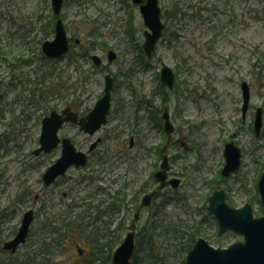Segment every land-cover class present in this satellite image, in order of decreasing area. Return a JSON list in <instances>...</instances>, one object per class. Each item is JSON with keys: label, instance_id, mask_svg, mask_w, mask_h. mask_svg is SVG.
<instances>
[{"label": "rangeland", "instance_id": "374dc122", "mask_svg": "<svg viewBox=\"0 0 264 264\" xmlns=\"http://www.w3.org/2000/svg\"><path fill=\"white\" fill-rule=\"evenodd\" d=\"M159 3L165 27L152 56L146 58L141 47L145 26L131 0H63L59 17L79 43L70 54L50 60L42 56L41 44L54 33L51 0H0V264L46 260L83 264L89 256V238L103 233L110 218L107 232L122 223L107 235L110 243L104 253L111 254L133 214L121 219V210L105 209L107 200L122 188L125 202L139 185L151 183L163 154L169 158V174L180 183L176 189L165 187L153 206L139 215L135 230V241L142 242L139 259L149 252L141 237L143 226L151 222L157 224L150 250L154 264L185 261L187 232L214 246L241 240L231 231L217 234L216 220L207 210L208 197L217 187L225 190L231 206L249 202L254 216L262 214L257 180L264 170V0ZM174 3L181 8L179 13L173 16L169 10L166 18L164 9ZM109 49L116 52L111 62L106 58ZM92 53L102 57L100 66L91 61ZM162 63L175 74L173 87H165L164 94L158 92ZM106 72L113 76L107 122L92 135L70 125L62 131L84 151L100 138L93 154L103 156L104 162L93 163L91 158L87 166H72L59 182L44 186L41 173L59 152L32 154L42 116L65 104L89 110L103 92ZM242 81L249 85L245 115ZM258 106L263 113L256 135L253 120ZM164 108L175 132L163 151ZM229 140L241 149L242 159L236 172L222 177L223 146ZM91 174L97 179L89 178ZM30 205L36 213L27 240L13 253L4 250L3 241L15 233ZM67 211L71 218L80 217L82 231L67 232L68 240L44 255L40 245L44 217Z\"/></svg>", "mask_w": 264, "mask_h": 264}, {"label": "water", "instance_id": "95a60500", "mask_svg": "<svg viewBox=\"0 0 264 264\" xmlns=\"http://www.w3.org/2000/svg\"><path fill=\"white\" fill-rule=\"evenodd\" d=\"M139 4V10L143 18V23L147 28L144 29V40L142 48L147 57H149L155 48V43L162 34L164 23L161 19V7L158 0H132ZM53 11L60 12L62 0H51ZM42 51L49 57H59L69 48L68 37L63 22L58 18L54 26V36L52 39H46L42 43ZM116 56L113 50H109L107 59L111 61ZM91 58L95 64L101 62L97 54H92ZM160 80L168 87H172L174 82V72L165 63L160 70ZM112 87V77L109 73L105 75L104 92L95 102L89 112L78 118L77 112L69 111L68 107L60 112L51 110L49 114L43 116L41 120V131L38 138L39 145L34 148L33 153L38 154L41 151L48 152L59 143L61 146L60 155L57 159L47 166L42 174L43 182L48 185L58 175L66 171L71 166L84 165L87 161L86 152L79 150L73 144L69 137L59 138L57 132L62 123L71 120L79 125V128L90 134L94 133L102 123L106 122L107 114L110 108V90ZM242 90V115H245L249 105V85L246 81L241 82ZM163 127L170 138L174 126L169 118L168 110L162 113ZM262 125V108H256L253 128L258 135ZM93 144L90 146L92 148ZM165 149V147L163 148ZM224 164L220 170L223 176L235 172L241 159V150L229 140L223 146ZM160 168L155 172V177L160 180V186L164 187L170 184L176 188L179 184L177 177L166 179V171L169 168L168 157L163 156ZM257 190L259 192L262 205V215L254 216L252 206L249 202L241 207H233L225 201V191L217 188L211 192L208 198L207 209L217 219L218 234L231 230L241 234L243 239L234 241L225 247H217L209 243L204 237H198L185 256V264H264V170L261 172L257 181ZM153 192L143 197V204L150 201ZM33 218V209H27L21 218V222L15 235L3 243V248L14 252L16 247L25 241L29 225ZM134 251V230H129L122 241L112 253L113 264H132L131 257Z\"/></svg>", "mask_w": 264, "mask_h": 264}, {"label": "trees", "instance_id": "16d2710c", "mask_svg": "<svg viewBox=\"0 0 264 264\" xmlns=\"http://www.w3.org/2000/svg\"><path fill=\"white\" fill-rule=\"evenodd\" d=\"M180 9L181 8L176 3H174V5H172V7H170L169 9H167V10L164 9L163 15L167 18L171 14V13L168 14V11L170 10L172 12L173 16H176L179 13ZM169 18H171V17H169ZM146 67H147L146 63H142V69H145ZM129 72L131 73L130 70H128V74H129ZM158 92L164 94L165 93V86L162 84H159ZM157 119H159L158 123H159V125H161L160 117L158 116ZM115 192H116V194H113L110 197V199L107 200V203L105 206V209H108L112 205V207H113V210L111 211L112 213L116 209L114 207L115 203L116 202H120V203L122 202L123 203L124 197H125L122 188L116 189ZM44 218H45L44 224H45L46 230L43 232V239L40 243V245L42 246V253L44 255L53 254L55 251V248H59L60 246H62L64 244V241L68 240L67 236H65L67 234V232H69L71 230H74L77 232L82 231V230L78 229L80 217L71 218V215L68 211L64 212L61 216L54 217V216L46 215ZM98 218H99V216H97V219ZM111 222H112V219L110 218L107 222V225H105V228H104L105 231L103 233H101L98 236H96L93 233L94 236L89 238V249H88L89 256H88V258L85 259V262L83 264H107V263L111 262L110 252L104 253V251H106L105 247H108V245L110 243L109 239H107V235H109V233H111V232L115 233L116 231H118V229L120 228V225H121V221L113 231L107 232L106 230L109 229L108 225ZM80 226L82 227V225H80ZM156 226H157V224L155 222H151L149 225L143 226V233H142L143 235L141 238H142V240L145 239V243H147V245H149L148 246L149 252H147V254L144 256V258L140 257V259H139L138 253L142 250V246H141L142 242H141V240L137 239L135 249H134V253L132 256V264H148L149 262L154 264L153 258H151L153 255H152L150 250L153 247L152 246V237H153V232H154V229ZM178 234L180 237H183L182 232H180ZM186 236L187 237L185 240V248H187V250H188L194 242L195 232H187ZM116 237H118V234L116 235ZM46 239H49V240L46 241ZM43 264H52V262H50L49 260H46V261H43ZM181 264H185L184 261H182Z\"/></svg>", "mask_w": 264, "mask_h": 264}, {"label": "flooded vegetation", "instance_id": "af4514ba", "mask_svg": "<svg viewBox=\"0 0 264 264\" xmlns=\"http://www.w3.org/2000/svg\"><path fill=\"white\" fill-rule=\"evenodd\" d=\"M56 18L57 17H55V20H56ZM70 39H72L71 38V36H70ZM75 40V39H74ZM73 40V41H74ZM71 41V40H70ZM77 42H78V40H77ZM43 57H44V59H50V60H57V59H60V58H62V57H46L45 55H42ZM102 59V58H101ZM103 60V59H102ZM113 61V60H112ZM108 62H111V61H108ZM102 64V61L99 63V64H97V66H100ZM112 88H113V82H112ZM65 107H68L69 108V111H72V112H77V116H78V118H80V117H82V116H84V115H86L88 112H89V110L91 109H89V110H87V111H79V110H77L76 108L77 107H74L72 104H65L63 107H61L60 109H55L54 108V110H56L57 112H60L63 108H65ZM68 125H70V126H75V127H77L78 129H79V126L75 123V122H73V121H71V120H69V121H65L64 123H62V125H61V127H60V129L58 130V136H59V138L61 139V138H63V137H69V136H67L64 132H62L63 131V129L66 127V126H68ZM80 130V129H79ZM70 138V137H69ZM70 140L72 141V139L70 138ZM99 140H100V138H96L94 141L95 142H92V143H90V145H89V147H88V150L86 151L87 152V161H86V164L84 165V166H87L90 162V160H91V158L93 159L92 160V162L94 163V162H96L97 164H102L103 162H104V159L102 158L103 156H98V155H94L93 154V152H95L96 151V146H97V143L99 142ZM174 140L172 139V138H170V140H169V142H168V144H170V143H172ZM133 142V137H131V139H130V143H132ZM93 144V146H92V148H90V146ZM168 144L166 145V142H165V145L168 147ZM55 150H57V152H60V145H58L57 147H55L53 150H52V152L53 151H55ZM162 150H164V149H162ZM59 156V154L57 155V157ZM56 157V158H57ZM55 158V159H56ZM54 159V160H55ZM53 160V161H54ZM52 161V162H53ZM168 161H169V158H168ZM100 162V163H99ZM169 169H170V162H169V168H168V170L166 171V178H170L171 177V175L169 174ZM45 170V168L43 169V171ZM42 171V172H43ZM92 171H94V169H90L88 172H92ZM42 175V174H41ZM63 175H64V173L62 174V175H60V176H57V178L53 181V184H55V183H57V182H59L60 181V179H62L63 178ZM99 176V175H98ZM97 176L96 175H93V174H91L90 176H89V178H93V179H97L96 178ZM116 181V180H115ZM156 184V185H155ZM169 185H166L165 187H168ZM165 187H161L160 186V182L154 177V172H153V174H152V181H151V183H148V184H146V185H144V186H142V185H139L137 188H136V190H134V192H132V194H131V196H130V198H126V200H125V202H123V204H120V202H116L115 203V211L116 212H119V210H121V212H123V214H124V216H122L121 217V219L122 218H125L126 217V215H129L130 213H132L133 214V216H132V221H131V223L128 225V229L129 228H132V229H134V230H136V228H137V223H136V221L138 220V218H139V215L145 210V209H149L151 206H153V200L154 199H156L157 197H160V195H161V191H163V189L165 188ZM168 189V188H167ZM98 190V189H97ZM96 190V191H97ZM151 192H153V195L151 196V198H150V201H149V203H147V204H143V202H142V200H143V197L146 195V194H148V193H151ZM95 192H93V194H94ZM38 198V195H35V199H37ZM119 203V204H118ZM28 208H33L31 205L30 206H27V209ZM110 211H112L113 210V207H112V205H111V207L110 208H108ZM35 210H34V208H33V218H34V215H35ZM22 215H23V213H22ZM21 218H22V216H21ZM20 221H21V219H20ZM122 224V223H121ZM19 225H20V223H19ZM31 225V224H30ZM19 227V226H18ZM120 228H121V225H120ZM18 229V228H17ZM29 229H30V227H29ZM17 231V230H16ZM16 231H15V233H16ZM14 233V234H15ZM14 234L11 236V237H9L8 239H10V238H12L13 236H14ZM28 235H29V230H28V233H27V236H26V239H25V241L27 240V238H28ZM8 239H6V240H8ZM6 240H4L3 241V243L6 241ZM25 241L23 242V243H25ZM3 243H2V245H1V247L3 246ZM22 243V244H23ZM3 248V247H2ZM5 250V249H4Z\"/></svg>", "mask_w": 264, "mask_h": 264}]
</instances>
